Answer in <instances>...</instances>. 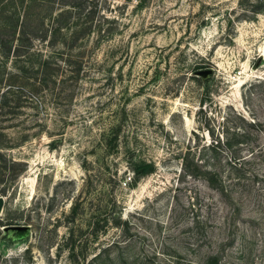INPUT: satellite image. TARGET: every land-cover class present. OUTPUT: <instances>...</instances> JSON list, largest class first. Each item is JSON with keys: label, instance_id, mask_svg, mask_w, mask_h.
Returning a JSON list of instances; mask_svg holds the SVG:
<instances>
[{"label": "rangeland", "instance_id": "374dc122", "mask_svg": "<svg viewBox=\"0 0 264 264\" xmlns=\"http://www.w3.org/2000/svg\"><path fill=\"white\" fill-rule=\"evenodd\" d=\"M0 264H264V0H0Z\"/></svg>", "mask_w": 264, "mask_h": 264}]
</instances>
